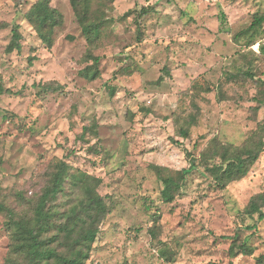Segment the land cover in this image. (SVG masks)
<instances>
[{
  "label": "rangeland",
  "instance_id": "374dc122",
  "mask_svg": "<svg viewBox=\"0 0 264 264\" xmlns=\"http://www.w3.org/2000/svg\"><path fill=\"white\" fill-rule=\"evenodd\" d=\"M39 1L0 0V202L11 210L0 211V264L29 262L16 221H34L61 160L69 175L43 249L70 255L58 228L84 198L72 177L84 172L107 213L83 264H264V219L247 212L264 193V152L225 188L202 161L264 142V23L251 28L264 0H91L94 41L70 0H50L61 16L50 48L28 18ZM15 27L21 49L7 52ZM93 57L96 78L82 74ZM186 151L197 168L165 202L155 166L189 167Z\"/></svg>",
  "mask_w": 264,
  "mask_h": 264
},
{
  "label": "trees",
  "instance_id": "16d2710c",
  "mask_svg": "<svg viewBox=\"0 0 264 264\" xmlns=\"http://www.w3.org/2000/svg\"><path fill=\"white\" fill-rule=\"evenodd\" d=\"M114 1V0H113ZM82 27L84 35L94 41L100 36V24L89 20V12L91 0H70ZM29 20L34 24L35 29L40 39L46 44L48 48L53 46L54 31L59 25L61 16L58 12L50 6V0H41L36 3L28 14ZM264 23V15L256 14L251 28L261 27ZM242 33V32H240ZM238 33L235 37L239 36ZM22 35L17 27L13 29V36L10 44L7 46V52H12L14 49H21ZM251 43L254 40L250 41ZM92 65L88 66L82 71L85 76L96 78L98 69L92 73L91 68L94 64H98L99 58L93 57ZM182 136H187L188 131L182 129ZM211 154L203 156L202 161L206 163L212 172V182L219 188H225L230 182L238 180L246 176L251 166L258 160L262 152H264L263 140L259 143H245L242 146L222 145V147H215ZM206 153V152H205ZM186 156L189 161V167L181 170L170 171L169 168L162 166H155V170L160 177L163 188L161 190V198L165 202H172L180 191L186 177L194 169L197 168V159L189 151H186ZM218 156L221 159L220 164H213L208 166L207 162L212 157ZM69 175V164L63 160L56 165V171L53 173L50 185L44 190L39 198L35 209L34 221H16V225L21 230L22 238L20 242L16 243V250L27 253L29 262L27 264H40V261L45 258H55V264H83V261L88 258L89 251L93 242L95 241L99 232L98 222L107 213V205L102 196H100L96 189L91 185V181L98 184L99 179L92 177L84 172L74 174L73 180L78 185H82L84 191V198L80 201L79 207L66 214L65 220L60 223L59 231L65 232L64 238L71 241V244L66 241L65 247L70 249V255H62L53 249H43L46 241L41 239L45 232H48L54 225V218L58 214L52 209L54 202L58 196L64 191V185ZM264 207V193L254 196L247 209L250 215L259 213V220L264 219V213L261 208ZM11 210L0 202V211ZM81 223L79 232L72 239V233L75 230L76 224ZM32 224V225H30ZM58 235L54 236L55 239ZM244 253H249L250 248L242 243L239 245ZM262 258L259 259V264ZM12 263V261H8Z\"/></svg>",
  "mask_w": 264,
  "mask_h": 264
}]
</instances>
